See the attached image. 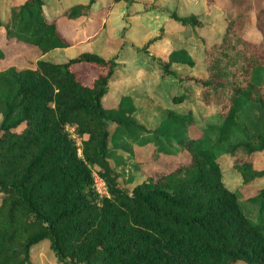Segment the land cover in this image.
<instances>
[{
	"label": "trees",
	"instance_id": "16d2710c",
	"mask_svg": "<svg viewBox=\"0 0 264 264\" xmlns=\"http://www.w3.org/2000/svg\"><path fill=\"white\" fill-rule=\"evenodd\" d=\"M257 1L228 0L223 33L209 45L192 29L197 13L173 12L181 28L170 32L166 59L148 50L157 37L135 47L154 63L140 76L122 74L118 56L93 51L0 69V264H32V247L44 239L59 264H264V186L247 197L260 203L253 223L218 161L233 157L242 187L264 176L252 160L256 153L264 159V6ZM94 2L52 17L43 0L14 3L0 18V41L40 53L70 46L59 17L91 19ZM251 27L258 40L246 36ZM115 81L124 87L118 96L110 92ZM133 86L160 87L157 97L170 101L150 104L148 113L160 117L155 126L135 118ZM165 86L173 92L164 95ZM125 136L152 144L153 158L187 152L189 159L128 188L109 160L122 158L116 150Z\"/></svg>",
	"mask_w": 264,
	"mask_h": 264
},
{
	"label": "rangeland",
	"instance_id": "374dc122",
	"mask_svg": "<svg viewBox=\"0 0 264 264\" xmlns=\"http://www.w3.org/2000/svg\"><path fill=\"white\" fill-rule=\"evenodd\" d=\"M23 0H0V18L5 19L9 15V9L12 4L19 3ZM88 0H43L46 5L45 10L49 17L61 11L64 7L75 3H86ZM151 2L154 8L137 15H129L127 4L124 0L116 4L110 2L111 7L108 12L104 9L109 0H95L91 6V19L84 20V16L74 21L62 17L59 21L62 32L72 40L73 45L70 47H58L45 53H40L39 49L30 48L24 43H12L6 45L1 39L0 44L4 49L5 57L0 62V69L15 65L17 67L33 66L35 59H42L51 62H64L66 59L77 55L80 51L93 50L103 57L118 56L121 60L120 72L126 74L136 73L137 76L145 73L154 63L150 59V54H145L144 50L132 52L130 47H144L146 40L155 38L148 46L152 55L166 59L167 54L173 46L171 41V31L181 28V23L172 15L174 12L178 17H188L197 13L199 23L192 27L193 31L200 35L206 45L220 39L226 21L223 7L228 0H213L209 3L207 0H144ZM140 5V4H139ZM264 6V0L257 1V7ZM65 18V19H63ZM81 21H86L84 25ZM246 36L252 40L260 38V32L251 27ZM27 48V49H26ZM26 49V50H25ZM25 50V52H24ZM36 51V52H34ZM22 52V54H21ZM121 75V74H120ZM122 76V75H121ZM125 76V75H124ZM130 76V75H128ZM131 77V76H130ZM131 92L134 100L140 109L135 112V118L143 121L149 127L155 126L160 117L155 112L148 113L150 104L165 106L170 103L165 96L156 95L157 86H133ZM194 87L192 86V89ZM124 87H119L118 81L111 83V95L118 96L123 92ZM132 89V88H131ZM164 95L173 92L170 86L164 87ZM110 97V95H109ZM109 97H106L109 100ZM159 99V100H158ZM160 101V102H159ZM161 103V105H159ZM110 128H113L111 126ZM75 136L77 143H80L78 135L70 129ZM198 130L193 128V134L197 135ZM110 145H112L110 143ZM152 144L139 145L132 141L130 136H125L121 140V145L116 150L122 156L121 159L115 160L110 158L111 165L119 174V178L124 185L130 188L140 180L146 178L154 170H170L179 162L189 159V154L161 153L158 158L151 155ZM80 151V150H79ZM240 152V151H239ZM241 157L245 153L240 152ZM252 160L257 168L264 166V159L261 153L253 154ZM218 161L223 173L225 185L234 190L239 198L242 208L247 213L249 219L254 223L260 220V203L248 200L247 197L255 193L264 186V176L257 177L248 185L241 186L242 176L239 170L233 165V157L223 153L218 157ZM97 183L98 190L106 188L105 183ZM242 187V188H240ZM96 188V189H97ZM32 264H59L54 256L50 246V240L44 239L40 243L33 245L31 250ZM235 264H246L243 260H238Z\"/></svg>",
	"mask_w": 264,
	"mask_h": 264
},
{
	"label": "crops",
	"instance_id": "0c3cea01",
	"mask_svg": "<svg viewBox=\"0 0 264 264\" xmlns=\"http://www.w3.org/2000/svg\"><path fill=\"white\" fill-rule=\"evenodd\" d=\"M89 1V0H88ZM88 1L86 2V3H88ZM119 1H121V0H119ZM125 1V0H124ZM109 2H110V0H109ZM108 2V3H109ZM118 1H116V2H113V4H112V6L114 5V4H116ZM141 2H146V1H144V0H135V1H133L132 3H129V2H127V1H125V3L127 4V7H128V11H129V15H132V16H134V15H137V14H139V13H144V12H146V11H143V10H141ZM147 3H150V4H152L151 2H147ZM76 4V3H75ZM85 4V3H84ZM140 4V5H139ZM73 5V4H72ZM71 6V5H70ZM68 7V6H67ZM64 8H66V7H64ZM154 8V7H153ZM152 8V9H153ZM10 10V9H9ZM149 10H151V9H149ZM149 10H147V11H149ZM59 12H61V11H59ZM58 12V13H59ZM57 14V13H56ZM55 15V14H54ZM8 17V16H7ZM6 17V18H7ZM62 17H64V16H61V17H59V19H58V23H59V21H60V19L62 18ZM2 19V18H1ZM63 19H65V18H63ZM67 20H69L68 18H67ZM69 21H72V20H69ZM147 41V40H146ZM17 44V43H16ZM7 45V44H6ZM27 45V44H26ZM73 45V44H72ZM72 45H70V46H72ZM28 46H30L28 49H30V48H34L35 50H36V48H35V46H32V45H28ZM70 46H67V47H70ZM135 47L136 46H131L130 47V49L132 50V52H136V50H135ZM58 48V47H57ZM61 48V47H60ZM66 48V47H65ZM27 49V48H26ZM25 49V50H26ZM56 49V48H55ZM25 50H24V52H25ZM83 51H93V50H86V49H84ZM34 52H36V51H34ZM80 52H82V51H80ZM79 52V53H80ZM93 52H95V51H93ZM150 52V51H149ZM78 53V54H79ZM97 53V52H96ZM21 54H22V52H21ZM42 54V53H41ZM100 55V54H99ZM76 56V55H75ZM72 57H74V56H72ZM106 58H108V57H106ZM118 60H119V62L120 63H124V62H121V60L118 58ZM121 65V64H120ZM119 87H122V86H119Z\"/></svg>",
	"mask_w": 264,
	"mask_h": 264
},
{
	"label": "built area",
	"instance_id": "2783aa9c",
	"mask_svg": "<svg viewBox=\"0 0 264 264\" xmlns=\"http://www.w3.org/2000/svg\"><path fill=\"white\" fill-rule=\"evenodd\" d=\"M98 179H100L101 180V182H103L104 183V181H103V179L99 176V175H97V174H94V183H95V186H96V188H97V183H100V182H98L99 180ZM97 190H98V188H97ZM100 193H106V188H104V190H98Z\"/></svg>",
	"mask_w": 264,
	"mask_h": 264
}]
</instances>
